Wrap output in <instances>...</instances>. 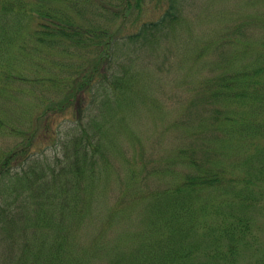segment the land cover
Returning <instances> with one entry per match:
<instances>
[{
	"label": "trees",
	"instance_id": "obj_1",
	"mask_svg": "<svg viewBox=\"0 0 264 264\" xmlns=\"http://www.w3.org/2000/svg\"><path fill=\"white\" fill-rule=\"evenodd\" d=\"M144 3L0 0V26L9 29L0 36L9 56L0 60V96L21 91L31 98L29 107L20 102L23 95L0 103V134L16 139L9 148L0 147V251L9 250L0 252V264H264V222L256 220L264 207V17L247 23L263 32L260 38L237 27L232 31L250 40L223 30L205 42L210 52L229 51L239 69L224 67L192 85L184 118L173 124L179 129L176 139L186 137L185 144L169 154L174 155L169 167L146 171L142 164L140 172L125 160L123 171L111 179L101 171L114 164L113 157L106 158L101 128L88 129L83 122L96 110L99 95L120 101L137 90L136 74L116 75L119 49L132 47L154 57L156 48L177 38L190 4L166 0L156 18L119 33L127 16L144 12ZM46 50L45 59L40 58ZM254 54L259 59L244 65ZM38 58L47 75L28 80L19 61ZM228 61L221 56L213 63ZM12 103L29 110L23 119L34 107V121L51 114L59 120L64 112L75 126L54 132L46 125L39 132L20 120L15 124ZM38 132L53 145L56 176L52 168L30 171L34 160L47 157L37 147ZM229 154L247 162L245 170L239 163H226ZM50 181L60 196L43 192ZM103 191L111 203L116 198L109 212L99 206ZM14 198L17 206L11 208ZM86 223L91 232L79 234ZM75 235L78 239L72 241ZM86 240L88 251L80 252ZM253 255L260 256L252 261Z\"/></svg>",
	"mask_w": 264,
	"mask_h": 264
},
{
	"label": "rangeland",
	"instance_id": "obj_2",
	"mask_svg": "<svg viewBox=\"0 0 264 264\" xmlns=\"http://www.w3.org/2000/svg\"><path fill=\"white\" fill-rule=\"evenodd\" d=\"M185 1L177 0L182 7ZM187 1L190 4L185 10L180 25L177 27V38L174 40L171 36L170 39L166 40L168 41L166 44L156 48L157 53L154 57H150L146 53L143 54L141 51L132 47L130 49L121 47L119 49L118 64L115 67V71L119 72V74L116 75H120L124 79L126 76L121 74L127 71L136 74L138 81L135 82L134 86L137 90L130 91L131 96L129 99L120 101L112 96L105 97L104 95H99L94 103L96 110H92L83 122V126L88 129H91L92 126H99L101 128L100 138L104 151L107 152L106 158L109 157L111 159L113 157V161H111L114 163H110L101 170L103 171V175H106L109 179L113 178L114 173L118 174L123 171V165H127L125 160L133 163L136 171L140 172H142V169L139 167L142 164L146 166L144 169L146 171L169 167L172 164V157L174 156L169 154L177 145L185 144V141L182 142V140L186 139V137L182 138L181 135L179 142L176 139V132L179 129L175 128L173 124L179 125L184 118V105L190 98L191 92H194L192 85L212 74L220 72L224 67L239 69L232 65V56L229 51L223 49L210 52L205 47L206 41L214 39L216 36L215 33L223 30L232 31L237 27H240L243 33L249 29L251 31V37L252 34L255 38H260L263 35V32L255 24L247 23H251L250 20L253 17L257 20L264 17V0ZM165 5L166 0H145L144 12L141 15L135 13L127 16L119 33H125L135 29L144 19L156 18ZM101 11L105 12L103 9ZM8 31L9 29L0 26V36L7 34ZM233 33L239 38L244 39L239 35L240 31ZM244 40H250V38ZM46 52L47 50L40 54V58L45 59ZM221 56L227 57L229 60L228 63H222V65L218 63L214 64L213 62ZM3 57L9 60V56L6 54L3 45L0 44V60ZM40 58L25 60L23 63L19 61V64L22 66V74L28 80L33 81L37 78L46 77V64ZM257 59H259L258 54H254L250 59L245 60L244 65L249 60ZM111 78L108 79L111 80ZM22 95L23 99L20 102L28 107L31 106V98L21 91L11 93L10 97L8 95L4 97L0 96V103L5 102L9 98ZM9 104H7L8 107ZM199 107L201 108L200 105ZM30 108V114L27 115V118L23 119V115L29 110L25 111L18 105L12 103L11 111L16 116L10 118L14 120L15 124L20 120L24 123L25 127L31 125L38 129L39 132L46 125V128L55 130L54 132H57L56 129L63 130L65 128L67 132L75 126L74 122L69 121L72 115L70 116L69 113L64 112L61 113L63 115L59 117V120L55 114H51L50 119L49 117L44 118L43 116L41 120L34 121L36 109L34 107ZM176 118L178 119L175 120ZM58 121H60L59 124H57ZM65 122H67L66 125H62ZM26 130L29 131L30 129ZM39 132L35 136L37 147L40 150L42 148L47 157L34 160L30 171L32 173L41 171L49 172V168H52L54 169L52 175L56 176V172H59L57 171L58 159H55L52 155L54 152L53 145L47 144L43 138H39ZM15 140L14 138L10 139L0 134V147L7 149ZM45 145H50V148L47 150L44 149L43 147ZM38 151H34L33 153L35 154L33 155L38 156ZM136 156L138 159L135 158ZM180 158L182 159L183 157L181 156ZM224 160L226 163H239L244 170L248 164L233 154H229ZM107 169L111 170V172H107ZM28 177L35 183H41V178L38 176L28 174ZM98 179L99 181L102 180L99 176ZM5 182L11 186L9 180ZM53 182L55 181H50L48 186H42V190L46 194H51V191L53 194L60 196ZM100 183L102 184V182ZM110 184L114 185V181L111 180ZM118 184L119 181L116 183V186ZM13 193L14 195L17 194L14 188ZM99 194L101 197L99 199V206L109 212L110 207L115 204L116 198L111 203L107 194H104V191ZM114 195L115 190L111 192V197ZM7 196L9 197L8 194ZM16 206L17 202L14 198V203L11 208ZM65 214L67 215L65 221L68 223L70 221V211L66 210ZM256 220L264 222V207L257 213ZM80 228L82 229H78L79 234L82 230L91 232V226L87 223ZM38 231L43 230L38 229ZM117 233L118 231L113 235L115 239ZM83 237L87 239L85 234H83ZM71 239L73 241L78 239V237L75 235ZM88 248L89 245L86 240L85 247L79 249V251H88ZM4 249L0 252H9L8 246L4 247ZM262 255L264 256V253ZM258 256L260 255H253L251 257L252 261ZM65 260L66 256L64 257Z\"/></svg>",
	"mask_w": 264,
	"mask_h": 264
}]
</instances>
